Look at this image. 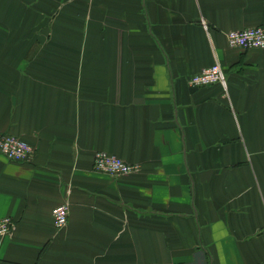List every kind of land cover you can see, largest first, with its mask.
<instances>
[{
	"label": "crops",
	"instance_id": "crops-1",
	"mask_svg": "<svg viewBox=\"0 0 264 264\" xmlns=\"http://www.w3.org/2000/svg\"><path fill=\"white\" fill-rule=\"evenodd\" d=\"M252 27L264 0H0V130L33 150L0 155V264H264V50L224 38Z\"/></svg>",
	"mask_w": 264,
	"mask_h": 264
},
{
	"label": "built area",
	"instance_id": "built-area-1",
	"mask_svg": "<svg viewBox=\"0 0 264 264\" xmlns=\"http://www.w3.org/2000/svg\"><path fill=\"white\" fill-rule=\"evenodd\" d=\"M226 44L230 48L243 51L264 50V29L252 27L242 30H231L224 35ZM189 84L196 88H203L214 84L226 86L225 76L219 64L202 69L189 79ZM0 155L8 161L28 164L31 162L33 150L20 138L4 133L0 130ZM139 169L138 165L128 163L105 152H95L92 170L110 177L128 176ZM67 190V195H69ZM66 195V196H67ZM69 202L66 199L51 211L52 225L56 230L65 228L68 220ZM16 224L9 217L0 219V236H10L14 233Z\"/></svg>",
	"mask_w": 264,
	"mask_h": 264
},
{
	"label": "rangeland",
	"instance_id": "rangeland-1",
	"mask_svg": "<svg viewBox=\"0 0 264 264\" xmlns=\"http://www.w3.org/2000/svg\"><path fill=\"white\" fill-rule=\"evenodd\" d=\"M221 67V66H220ZM222 69V68H221ZM223 70V69H222ZM224 73V72H223ZM225 83H226V80H225ZM226 87V86H225Z\"/></svg>",
	"mask_w": 264,
	"mask_h": 264
}]
</instances>
